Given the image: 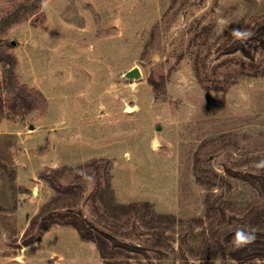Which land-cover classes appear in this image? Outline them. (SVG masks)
I'll list each match as a JSON object with an SVG mask.
<instances>
[{"label":"rangeland","instance_id":"374dc122","mask_svg":"<svg viewBox=\"0 0 264 264\" xmlns=\"http://www.w3.org/2000/svg\"><path fill=\"white\" fill-rule=\"evenodd\" d=\"M20 5L33 12L0 31L17 61L0 93V264H108L68 224L39 235V221L25 243L60 185L77 194L58 211L100 219L107 178L117 202L179 219L164 234L137 216L102 222L139 249L125 263L200 264L206 237L236 249L224 230L264 218V0H0V18Z\"/></svg>","mask_w":264,"mask_h":264},{"label":"trees","instance_id":"16d2710c","mask_svg":"<svg viewBox=\"0 0 264 264\" xmlns=\"http://www.w3.org/2000/svg\"><path fill=\"white\" fill-rule=\"evenodd\" d=\"M33 8L34 7L30 8L25 5H20L13 12L1 17L0 31L5 26L19 22L24 18L26 12H33ZM260 27L261 29H264V22L260 24ZM0 63H3L4 65V77L3 81L0 82L1 93L4 90H11L13 85L16 84L17 61L15 57L0 52ZM21 88H23V85H20V91H22ZM14 99L11 108H15L18 105L22 106L27 101L24 95H21L20 93H17ZM3 110L4 107L0 102L1 114H5ZM99 162V160L92 161L93 165H96V163ZM43 177L46 178L45 175H43ZM57 191L59 193L47 201L41 207L40 211L32 218L30 226L25 232V237L31 234V239L30 241H26V244L39 238V235L49 229L53 224H68L74 227L83 239L93 241L96 244L101 257L105 259L108 264H129L125 263L123 259H120V256L129 258L130 255L127 251L131 252L139 249L136 246H131L123 241L120 243L119 239L111 233L110 230L113 229H105L104 226L102 227L100 225L102 222L107 221L115 223L116 220L121 219L122 217L137 216L146 227L158 231L163 230L160 233L164 234V229L172 228L179 221L175 215L155 212L148 202H117L112 194L108 178L105 180L104 185L99 183L92 194L96 213L101 217L98 220L87 218L81 209H78L77 211H67L66 213L58 211L59 208H67L76 204L65 203L64 200L66 195H76L77 191L74 187H64L61 185L57 186ZM39 221H41L39 225L40 234L35 236L31 232ZM249 221V228L256 230V239L253 243L240 249L231 250L226 245H220V249H217L211 248L210 238L206 237L197 250L200 264H216V259L218 257H222L225 260H232L233 262H237L236 264H241L246 260L254 258H257L264 263V218L261 220L262 222H260L258 218H252ZM236 230H224L223 234L226 237V241H232L233 234Z\"/></svg>","mask_w":264,"mask_h":264},{"label":"clouds","instance_id":"9594fccd","mask_svg":"<svg viewBox=\"0 0 264 264\" xmlns=\"http://www.w3.org/2000/svg\"><path fill=\"white\" fill-rule=\"evenodd\" d=\"M221 23H223V21H221ZM231 35L237 40L244 41L250 37L251 33L243 29L234 28L232 29ZM257 167H264V162L257 165ZM255 239H256L255 229L241 227L234 232L232 238V245L234 248L240 249L253 243Z\"/></svg>","mask_w":264,"mask_h":264},{"label":"water","instance_id":"95a60500","mask_svg":"<svg viewBox=\"0 0 264 264\" xmlns=\"http://www.w3.org/2000/svg\"><path fill=\"white\" fill-rule=\"evenodd\" d=\"M14 43V42H13Z\"/></svg>","mask_w":264,"mask_h":264}]
</instances>
